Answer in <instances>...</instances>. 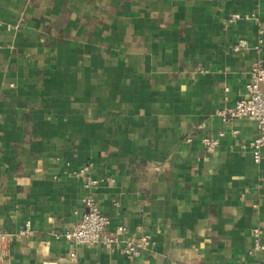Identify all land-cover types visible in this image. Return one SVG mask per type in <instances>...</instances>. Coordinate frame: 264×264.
Here are the masks:
<instances>
[{
	"label": "crops",
	"instance_id": "obj_1",
	"mask_svg": "<svg viewBox=\"0 0 264 264\" xmlns=\"http://www.w3.org/2000/svg\"><path fill=\"white\" fill-rule=\"evenodd\" d=\"M259 37L264 0H0V264H258L264 148L256 163L255 121L216 112L245 98L264 42L233 47ZM87 162L91 193L74 175ZM90 194L110 234L154 246L67 240Z\"/></svg>",
	"mask_w": 264,
	"mask_h": 264
},
{
	"label": "built area",
	"instance_id": "obj_2",
	"mask_svg": "<svg viewBox=\"0 0 264 264\" xmlns=\"http://www.w3.org/2000/svg\"><path fill=\"white\" fill-rule=\"evenodd\" d=\"M243 19H251V16H243L242 14H232L225 19L226 23L236 24ZM263 38L259 37L257 43L250 45L244 38L237 40L233 50L240 53L249 48L253 49L257 54H261L263 50ZM249 81L246 84L247 94L245 98L238 100L234 105L226 106L217 110L216 115L223 124H227L237 119H252L255 121L258 135L244 148H250L256 163H259L262 157V149L264 148V90L261 86L264 84V58L258 60L248 72ZM234 135L238 131L233 132ZM226 136L224 131H220L216 136H206L202 139L203 148L207 153L214 152ZM94 165L87 162L80 169L74 172V175L82 179L84 187L91 193L99 187L103 179L94 176ZM85 211L78 222L71 230L66 232L65 238L76 245H94L101 244L112 251H119L127 257H138L143 252L149 251L154 246V241L149 234H144L135 241H125L121 239V235L126 229L119 226L115 234L108 232L111 226V220L108 216L101 212L93 195H87L83 199ZM31 223L27 222L25 226L17 233L18 237L27 238L31 235ZM253 242L250 254L261 253L263 258L258 264H264V238L263 231L260 228L252 230ZM9 234L0 230V243L8 240ZM74 256V254H73ZM241 264H248L241 262Z\"/></svg>",
	"mask_w": 264,
	"mask_h": 264
}]
</instances>
